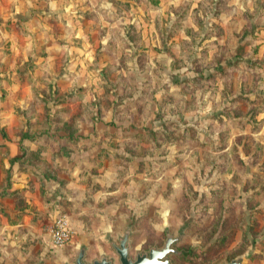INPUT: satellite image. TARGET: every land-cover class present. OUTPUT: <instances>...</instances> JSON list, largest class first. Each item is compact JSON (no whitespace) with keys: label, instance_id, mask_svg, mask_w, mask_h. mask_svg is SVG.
<instances>
[{"label":"rangeland","instance_id":"obj_1","mask_svg":"<svg viewBox=\"0 0 264 264\" xmlns=\"http://www.w3.org/2000/svg\"><path fill=\"white\" fill-rule=\"evenodd\" d=\"M75 3L81 36L71 83L26 68L17 78L24 90L13 76L11 93L0 90V187L11 179L2 171L8 140L26 150L9 165L35 167L61 197L70 189L57 177L65 174L59 162L71 159L61 154L91 150L80 205L114 190L105 218L61 201L57 212L88 225L86 233L101 232L105 220L106 248L127 226L131 248L161 246L164 229L181 230L174 246L190 253L176 264H264V0ZM13 199L24 207L19 193ZM42 233L28 264H71L81 245L101 240L85 234L68 248L72 236L55 248ZM14 236L28 238L22 230Z\"/></svg>","mask_w":264,"mask_h":264},{"label":"crops","instance_id":"obj_2","mask_svg":"<svg viewBox=\"0 0 264 264\" xmlns=\"http://www.w3.org/2000/svg\"><path fill=\"white\" fill-rule=\"evenodd\" d=\"M75 1L0 0V84L3 87L0 89L1 92L2 89H8L7 93H11L9 84L12 76V82H16L19 87H17L18 93L20 90H24V87L27 86L26 82H21L17 78L26 68H30L28 72L32 76L31 73L37 77L43 74L44 70H50L51 76L56 82L61 81L62 83V81L69 80L71 83L69 76L73 73L71 64L75 58V53L80 51L73 44H79L78 38L81 36V24L73 22L80 16ZM57 60L62 61V67L54 65ZM61 89H65V85ZM1 107H4V104ZM6 143L9 150L6 151L7 158L3 160L2 171L9 172L11 179L6 186L0 187V264H28L26 261L32 249L41 248L42 241H40L41 236L39 235L42 232L46 235L42 237L45 239L44 242L49 243L50 247H54L43 225L58 215L59 202L81 207L83 185L79 179L85 170L83 162L86 157L96 156V154L94 155L91 150L89 152L75 150L69 154L68 152L61 154L64 158L66 156L71 158L65 161L66 166L62 165L63 160L59 162L62 167L58 166V175L60 173L65 174L57 177L66 181L67 188L70 189L61 197L56 192L58 183L50 182L41 175L37 176L38 170L35 167L16 163L9 165L8 159L21 154V150L17 144L10 143L9 140ZM47 153L45 152L43 155L48 164ZM105 175L98 172V177L101 179H104ZM16 193H19L22 201L25 202L22 209L14 206L13 195ZM100 193L93 196L95 203L89 207L82 205L83 208L78 209L77 214L87 215L91 219L94 217L104 219L106 210H108V206L104 202L105 197L111 193L114 195L116 192L104 190ZM49 196L53 198V201L46 202L44 199ZM62 213L66 214L68 218L70 217L67 213ZM103 222L104 227L101 232V228H97V232H94L95 229L90 226L91 233H86L89 228L88 225L71 224L75 238L68 248L77 247V241L90 234L101 240L93 248H85V261L87 262L88 259L91 261L101 255L107 256L108 250L112 248L111 243L115 241H109L111 248H106L107 244L104 245V240L100 237L104 238L110 228L105 220ZM18 230H22L28 238L24 240V238L19 237L15 240L14 235ZM76 238L80 239L77 240ZM80 248L76 251L73 262Z\"/></svg>","mask_w":264,"mask_h":264},{"label":"water","instance_id":"obj_3","mask_svg":"<svg viewBox=\"0 0 264 264\" xmlns=\"http://www.w3.org/2000/svg\"><path fill=\"white\" fill-rule=\"evenodd\" d=\"M129 227L125 230L123 235L118 239V243L112 242V248L116 250V254L119 256L120 264H151V259L146 255L137 256L135 259H131L128 256L129 244ZM181 233L175 238H171V234H168L167 239L162 248H172L170 245L180 239ZM165 252V251H164ZM163 252V253H164ZM73 264H112V259L106 255H101L98 258L92 259L89 263L85 261V247L82 246L78 251ZM225 264H240L239 260L232 259Z\"/></svg>","mask_w":264,"mask_h":264},{"label":"flooded vegetation","instance_id":"obj_4","mask_svg":"<svg viewBox=\"0 0 264 264\" xmlns=\"http://www.w3.org/2000/svg\"><path fill=\"white\" fill-rule=\"evenodd\" d=\"M179 232H178V235H179ZM163 233L165 235V241H166L169 232L167 229H164ZM178 235H176V236L171 235V238H175ZM176 242H173L170 245L172 248H162L164 246V244H162L161 246H154L153 245V246H149L148 248H129L128 249V256L131 259H135V258H137L138 255L139 256L146 255V257L151 259V264H176L179 262V260L184 259L190 253V251L186 250V248H178V246L175 247L174 244ZM110 252H111V254H109V255L107 254V257L112 259V264H120L119 256L116 254V250L114 248H111ZM88 261H90V260L88 259L87 262Z\"/></svg>","mask_w":264,"mask_h":264},{"label":"built area","instance_id":"obj_5","mask_svg":"<svg viewBox=\"0 0 264 264\" xmlns=\"http://www.w3.org/2000/svg\"><path fill=\"white\" fill-rule=\"evenodd\" d=\"M45 230L50 236V242L54 247L65 245L73 236V229L66 214L57 215L52 221L45 224Z\"/></svg>","mask_w":264,"mask_h":264},{"label":"trees","instance_id":"obj_6","mask_svg":"<svg viewBox=\"0 0 264 264\" xmlns=\"http://www.w3.org/2000/svg\"><path fill=\"white\" fill-rule=\"evenodd\" d=\"M151 130H153V129H151ZM25 156H26V150H25V151H22L21 154H19V155L13 157L11 162H13V160H21V159L24 158Z\"/></svg>","mask_w":264,"mask_h":264}]
</instances>
